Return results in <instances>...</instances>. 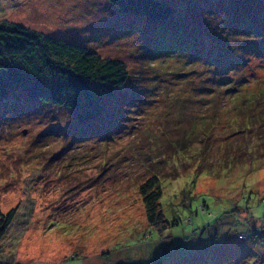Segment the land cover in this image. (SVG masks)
<instances>
[{
	"label": "rangeland",
	"instance_id": "rangeland-1",
	"mask_svg": "<svg viewBox=\"0 0 264 264\" xmlns=\"http://www.w3.org/2000/svg\"><path fill=\"white\" fill-rule=\"evenodd\" d=\"M160 1L176 13L154 25L106 0H0V25L130 73L90 125L66 108L0 103V210L19 208L2 261L264 264V0H207L209 14L204 1ZM154 176L163 235L140 194Z\"/></svg>",
	"mask_w": 264,
	"mask_h": 264
},
{
	"label": "trees",
	"instance_id": "trees-1",
	"mask_svg": "<svg viewBox=\"0 0 264 264\" xmlns=\"http://www.w3.org/2000/svg\"><path fill=\"white\" fill-rule=\"evenodd\" d=\"M106 1L120 15L144 17L154 25L172 19L176 13L175 6L160 0ZM199 1H204L207 6V0H195L192 6H199ZM207 7L208 11L204 12L209 14L214 6L208 3ZM211 16L219 21L218 25H223L220 13ZM220 30L219 34L213 33L222 35V28ZM129 79L130 73L120 60L103 59L99 52L38 33L23 25H0V103H6L7 107L25 100L27 103L66 108L78 111L77 119L90 125L105 115V101L127 86ZM140 194L149 226L163 235L172 225L163 212V190L159 178L154 176L142 184ZM18 210V207L6 213L0 210V252ZM2 258L0 264H14L2 261ZM150 264H162V260L159 258Z\"/></svg>",
	"mask_w": 264,
	"mask_h": 264
}]
</instances>
